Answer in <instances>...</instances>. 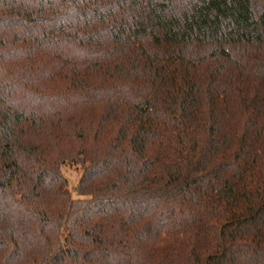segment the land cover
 Listing matches in <instances>:
<instances>
[{"label": "trees", "instance_id": "obj_1", "mask_svg": "<svg viewBox=\"0 0 264 264\" xmlns=\"http://www.w3.org/2000/svg\"><path fill=\"white\" fill-rule=\"evenodd\" d=\"M0 264H264V0H0Z\"/></svg>", "mask_w": 264, "mask_h": 264}, {"label": "rangeland", "instance_id": "obj_2", "mask_svg": "<svg viewBox=\"0 0 264 264\" xmlns=\"http://www.w3.org/2000/svg\"><path fill=\"white\" fill-rule=\"evenodd\" d=\"M60 171L62 175L67 179L68 186L73 192V197L77 198L78 196L76 195V193H74V190L81 174L80 165L66 162L60 166ZM61 233L64 235L67 234V229L65 228V226L62 227Z\"/></svg>", "mask_w": 264, "mask_h": 264}]
</instances>
